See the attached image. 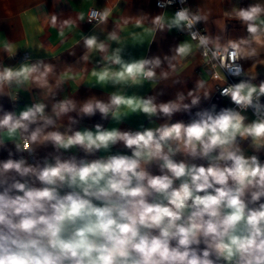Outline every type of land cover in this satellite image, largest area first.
<instances>
[{
	"label": "clouds",
	"instance_id": "obj_1",
	"mask_svg": "<svg viewBox=\"0 0 264 264\" xmlns=\"http://www.w3.org/2000/svg\"><path fill=\"white\" fill-rule=\"evenodd\" d=\"M19 15L22 40L0 31V264H264V0Z\"/></svg>",
	"mask_w": 264,
	"mask_h": 264
},
{
	"label": "crops",
	"instance_id": "obj_2",
	"mask_svg": "<svg viewBox=\"0 0 264 264\" xmlns=\"http://www.w3.org/2000/svg\"><path fill=\"white\" fill-rule=\"evenodd\" d=\"M30 3L31 0H0V20H5L12 26V31H10L8 24H0V31L14 39L22 40V20L19 13ZM51 40L53 44L57 42L55 33H53ZM84 94L86 93H82V95Z\"/></svg>",
	"mask_w": 264,
	"mask_h": 264
}]
</instances>
